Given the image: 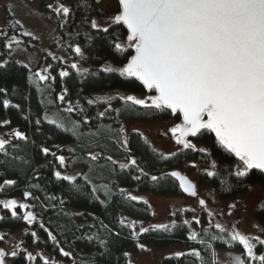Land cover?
Segmentation results:
<instances>
[{"label": "trees", "instance_id": "trees-1", "mask_svg": "<svg viewBox=\"0 0 264 264\" xmlns=\"http://www.w3.org/2000/svg\"><path fill=\"white\" fill-rule=\"evenodd\" d=\"M63 1L69 7L70 15L62 18L55 13V32L67 51L74 46L81 48L83 65L87 69L84 72L51 59L48 72L44 73L50 79L40 81L33 69L24 67L26 64L11 56L14 42L28 44L29 41L22 33L21 25L5 12L7 25L5 29L0 28V62H8L6 68L0 70V88L7 90L6 94L0 93V119L9 122L3 125L4 128L16 129L26 137L20 140L13 135L5 151L0 152V196L24 198L29 192L27 198L33 202L36 199L38 212V219L27 224L17 210L13 218L10 211L0 207V217H4L0 220V236L18 232L17 256H8L7 264H43L45 259L49 264H127L128 255L124 253L137 250L140 242L155 247L181 244L182 256L166 255L158 264H201L191 253L199 251L210 261L212 248L239 250L244 254L238 242L227 243L229 236L219 234L214 227L202 229L196 240H189L191 227L184 223L181 212L167 224L170 226L168 231L153 230L149 225L145 227L149 229L147 233L135 235L128 223H120L124 217L143 220L150 216L148 206L140 200L128 199L124 190L159 196L183 193L175 178L165 174L180 168L184 161L203 167L198 174V183L210 187L220 199L239 195L253 184L264 186V177L256 170H250L245 177H236L240 161L221 147L211 133L190 137L196 150L181 146L171 154L163 155L169 157L167 160L151 149L141 132L130 130L123 135L119 130L122 122L159 118L176 123L180 120L179 114L174 116L170 111L157 112L125 104L120 97L147 95L134 78L103 71L106 66L123 67L131 55V49L119 54L113 47L117 37L118 42L126 41L125 28L113 25L108 33L91 28L92 19L107 26L101 23L105 20V12L97 7L101 0ZM61 71H67L69 75L61 78ZM60 95L65 96L63 102L59 100ZM103 96L110 97L100 100ZM4 99L10 101L7 109L3 107ZM89 100L93 103L89 104ZM63 106H71L73 111L67 112ZM48 111L54 118H47ZM101 112L105 113L103 117L99 116ZM50 120L57 121L62 127L49 123ZM85 127L89 129L83 130ZM124 140H127V146H124ZM43 148L49 149L48 155L43 153ZM200 148L206 151L200 152ZM90 153L98 158L92 160ZM59 155L65 157V171L72 172L69 176L75 177V187L57 179V172L66 175L57 159ZM109 156L116 164L107 159ZM132 159L137 161L136 166L131 164ZM120 164L128 167L121 169ZM76 165H82L81 172H73ZM141 168L148 175L142 174ZM209 171L216 175L209 177ZM152 175L159 179L152 181ZM137 176L139 179H135ZM6 180L15 183L6 185ZM256 218L264 225V199L256 208ZM49 232L56 237L55 242L48 238ZM205 232L209 236L223 235V241L206 239V244L212 247L202 246L199 241L205 238ZM100 241H105L103 247ZM61 249L69 256H63ZM262 249L264 246L256 245V250L264 254ZM29 254L32 260L28 259Z\"/></svg>", "mask_w": 264, "mask_h": 264}, {"label": "snow or ice", "instance_id": "snow-or-ice-1", "mask_svg": "<svg viewBox=\"0 0 264 264\" xmlns=\"http://www.w3.org/2000/svg\"><path fill=\"white\" fill-rule=\"evenodd\" d=\"M48 7L62 18L70 15L69 7L63 4H50ZM118 8V12L106 22L107 26L92 19L91 28L108 33L109 27L122 26L127 30L126 42H118L117 37L113 47L119 54L131 49L134 55H131V59L123 67L116 69L106 66L103 71L118 72L121 77H134L149 93H154L147 100L132 95L120 99L125 104L157 112L170 111L174 116L179 114L182 123L176 124L170 131L175 143L183 149L196 150L189 137L195 138L205 132L214 134L216 142L240 161L241 166L235 171L236 177H245L252 169L264 172V0H118ZM24 35L32 34L25 32ZM12 40L15 41V37ZM7 47L10 48L11 44ZM74 51L83 56L80 47H75ZM7 63L0 62V70H4ZM71 67L77 69L78 65L73 63ZM42 72L47 73L48 69L45 68ZM42 72H36L35 76L40 81L49 80L50 77ZM59 75L63 78L69 73L61 71ZM6 92L5 88H0V93ZM64 99V95L59 96L61 102ZM88 103L92 104L93 101L89 100ZM3 107H10L8 99L3 100ZM66 111L72 112L73 108L69 106ZM104 114L101 112L99 116L103 117ZM84 122L87 123V120ZM7 123L9 122L5 121ZM49 123L62 127L55 120H50ZM14 136L20 140L26 139L19 131ZM127 143V140L123 141L124 146ZM7 144L8 141L0 139V152L5 151ZM42 151L45 155L49 154L48 148H43ZM199 151L205 152L206 149L200 148ZM97 158L98 155H91L92 160ZM57 159L60 165L65 164L63 156H58ZM107 159L116 164L111 156ZM161 159L167 160L169 157L161 155ZM131 164L136 166L137 161L132 159ZM119 166L121 169L128 167L126 164ZM212 168H216L215 163ZM140 172L148 175L142 168ZM165 175L175 178L179 182V188L187 195L196 197L201 208L207 210L205 200L198 197L195 184L181 172L172 171ZM207 175L213 177L216 173L209 171ZM56 177L76 186L73 176L57 172ZM135 179H139V176ZM158 179L155 175L151 176L152 181ZM4 183L12 185L15 182L6 180ZM28 195L25 193V197ZM128 199L136 201L140 198L129 196ZM0 203L11 212L13 218L16 217V200ZM28 207L27 204L19 205L21 209ZM207 214L209 217L213 216L211 211ZM2 219L4 217H0ZM23 219L31 224L36 217L32 212H25ZM120 223L124 224V220ZM184 223L187 224L188 221ZM195 223L200 224L201 221L196 219ZM130 226L134 229L135 222ZM214 228L219 234L229 236L227 243L238 242L246 253L247 259L236 256L228 259L226 264H247L248 260L264 264V254H257L255 250L257 244L264 246V238L241 234L235 226L230 232L220 223H216ZM152 229L168 231L170 226L157 224ZM139 231L147 233L149 229L142 227ZM32 236L35 237L36 233L33 232ZM204 237L199 243L209 249L212 245L206 244V239L223 241V235L209 236L205 232ZM48 238L53 242L56 240L51 232L48 233ZM196 238L195 232L188 237L189 240ZM2 239L0 236V240ZM100 244L103 247L105 241H100ZM138 246L144 248L143 244ZM61 252L63 256H69L62 249ZM6 255L0 250V264H6ZM11 255L17 256V252L14 250ZM124 255L127 256L128 253ZM182 255L177 253V256ZM191 255L199 259L201 264H218L216 252L211 253L210 261L205 260L199 251H193ZM28 259H33L31 254ZM43 264H49V261L45 259Z\"/></svg>", "mask_w": 264, "mask_h": 264}, {"label": "rangeland", "instance_id": "rangeland-1", "mask_svg": "<svg viewBox=\"0 0 264 264\" xmlns=\"http://www.w3.org/2000/svg\"><path fill=\"white\" fill-rule=\"evenodd\" d=\"M57 3L67 6L63 0H0V28H6L7 24L4 22V17L5 12H7L13 20L20 22L19 24L22 27V33L29 32L32 34L30 36L27 35L29 37L28 44H22L20 42H14L12 44L11 56L22 61L35 72H42L45 68L48 69L49 61L51 59L60 60L67 68L75 63L78 65L77 69L84 72L87 69L83 65V56L77 55L74 51V48L79 46H74L71 51H67L61 45L56 35L55 12L50 9L48 5L51 4L55 6ZM97 7L105 12V20L101 23L109 21L118 10L116 0H101ZM124 42L122 41L121 43ZM42 74L44 73L42 72ZM109 97L110 96H103L99 99L106 100ZM136 97L147 100L148 94ZM67 108L68 107L63 106L65 111ZM47 118H54V115L48 111ZM4 124L5 121L0 119V139H4L9 143L17 130H7L4 128ZM174 124L175 123L172 121L161 120L159 118L148 121H125L121 123L119 130L123 132V135L130 130L141 132L151 149L161 155H168L181 148V145L175 143V140L170 133V129ZM84 129L87 130L89 128L85 127L83 130ZM90 155L94 154L90 153ZM240 166L241 164L239 162L237 168ZM61 167H63V172H65L66 175L72 174V172L65 171V164L61 165ZM81 169L82 165H76V169H74L73 172L78 170L81 172ZM202 170L203 167H201L199 163L184 161L180 165V168L175 171H179L182 175L188 176L194 182L197 188L198 197L199 199L205 200L207 210L201 208L196 197H191L184 192L174 196H159L148 192L124 190V195L126 197L137 196L140 198L138 200L142 202L147 201L145 204L150 210V216L143 220L132 217H124L122 220L129 225L135 222V228L132 229L135 235H137L140 233L139 230L142 227L145 228L149 225H167L172 223L176 219V213L181 212L184 216V221H188L191 231L195 232L197 235L201 233L202 229L205 230L206 228L214 227L216 223H220L224 225L229 232L232 227L235 226L236 230L241 234L264 238V231H260V229H264V225H262L256 218V208L264 199V186L253 184L250 185L245 192L239 195L227 199H220L215 196L210 187L198 183V174ZM26 190L31 191V189ZM10 199L16 200L17 208H19L20 204L29 205V207L25 209H14L21 214L22 218L25 212H32L36 219H38L36 199L33 202L31 198H23L21 196H0V201H7ZM231 205H235V207H230ZM0 207H3L2 203H0ZM185 211L188 214H186ZM208 211L213 213L212 217L208 216ZM173 213H175V215H173ZM196 219H199L201 223L196 224ZM24 230L25 229H23V231ZM17 235L18 232H7L2 236L3 243L0 245V250H3L7 254L5 260L11 255V252L17 248ZM139 244H143L144 248L141 249L138 247L137 250L129 253L127 256V264H158L163 256L177 255V253L182 252V246L178 243L161 247L147 245L143 242H140ZM212 252L217 253L216 259L218 264H226L228 259L236 256H239L242 259H247L246 253L242 254L239 250L212 248ZM257 254H261V252L257 251ZM247 264H258V262L248 260Z\"/></svg>", "mask_w": 264, "mask_h": 264}, {"label": "water", "instance_id": "water-1", "mask_svg": "<svg viewBox=\"0 0 264 264\" xmlns=\"http://www.w3.org/2000/svg\"><path fill=\"white\" fill-rule=\"evenodd\" d=\"M117 1V4H118V0H116ZM118 10H119V8H118ZM118 10H117V12H118ZM116 12V13H117ZM115 13V14H116ZM126 30V29H125ZM126 34H127V30H126ZM131 55H134V51L132 50V53H131ZM131 55L128 57V59H127V61L125 62V64L128 62V60H130L131 59ZM132 78H134V77H132ZM135 79V78H134ZM136 80V79H135ZM142 87H143V89L146 91V93L148 94V97L150 96V95H153L154 93H149L148 92V90L146 89V88H144V86L138 81V80H136ZM149 103H150V101H149ZM179 117H180V120H179V122H176L175 124H174V126L176 125V124H179V123H182V117L179 115ZM173 126V127H174ZM170 133H171V131H170ZM172 134V133H171ZM212 134V133H211ZM214 137H215V135L214 134H212ZM189 139V141L191 142V143H193L192 142V140L190 139V137L188 138ZM175 140V139H174ZM232 154V153H231ZM233 156H234V154H232ZM235 157V156H234ZM236 158V157H235ZM252 170H256V171H259L262 175H263V177H264V172H262V171H260L259 169H252ZM175 171V170H174ZM188 180H190L193 184H194V182L188 177V176H186V175H184ZM178 182V181H177ZM178 184H179V182H178ZM183 192V191H182ZM26 193H28L29 194V192H26ZM29 196V195H28ZM27 196V197H28ZM27 197H25V194H24V198H27Z\"/></svg>", "mask_w": 264, "mask_h": 264}]
</instances>
